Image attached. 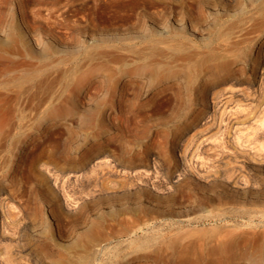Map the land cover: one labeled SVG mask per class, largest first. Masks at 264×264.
<instances>
[{
	"label": "rangeland",
	"instance_id": "obj_1",
	"mask_svg": "<svg viewBox=\"0 0 264 264\" xmlns=\"http://www.w3.org/2000/svg\"><path fill=\"white\" fill-rule=\"evenodd\" d=\"M0 83V264H264V0H0Z\"/></svg>",
	"mask_w": 264,
	"mask_h": 264
},
{
	"label": "bare ground",
	"instance_id": "obj_2",
	"mask_svg": "<svg viewBox=\"0 0 264 264\" xmlns=\"http://www.w3.org/2000/svg\"><path fill=\"white\" fill-rule=\"evenodd\" d=\"M2 48V47H1ZM38 77V75L37 74H32V75H28V76H24L23 77V80L22 81H33V80H35L36 78ZM261 77H262V75H261ZM3 84L5 83V82H3V81H1ZM228 85V84H227ZM5 86V85H4ZM0 87H3L2 85H1V83H0ZM237 87H239V86H237ZM260 90V89H259ZM264 98V97H263ZM262 99V98H261ZM259 100V99H258ZM261 102V101H260ZM259 102V103H260ZM226 110V109H225ZM237 110V109H236ZM8 111H10L9 110V108L7 109V107L5 108L4 106L3 107H1L0 106V120H2V119H6L7 118V114H9L8 113ZM223 111H224V109H223ZM232 111V110H231ZM225 112V111H224ZM246 112V111H245ZM244 113V112H243ZM263 113V112H262ZM226 114V113H225ZM241 114H242V112H241ZM238 115V114H237ZM264 115V114H263ZM239 116H240V113H239ZM251 116V115H250ZM230 117H231V115H230ZM235 117V116H234ZM246 117V116H245ZM245 117H244V119H245ZM233 118V117H232ZM238 119L237 120H239V119H241L242 117H237ZM244 119H242V120H244ZM234 120H236L235 118H234ZM230 126V125H229ZM231 127V126H230ZM229 127V128H230ZM251 127H253V126H251ZM250 127V128H251ZM256 127L257 126H255V129H256ZM262 127V126H261ZM222 128V127H221ZM249 128V129H250ZM264 128V127H263ZM246 129V128H245ZM252 129H254V128H252ZM261 129V128H260ZM229 130V129H228ZM251 130V129H250ZM256 130H254L253 132H255ZM225 132V131H224ZM235 133V132H234ZM228 134H229V132H228ZM200 176L201 177H213V180L214 181H218V182H216V183H220L221 185H225V186H227V185H230V186H236V185H238L239 184V182H240V177L238 176V175H236V174H234V173H232V172H228V171H225V172H221V171H219V170H216V169H214V170H212V169H207L206 170V174H200ZM241 183V182H240ZM226 231V230H225ZM228 232V231H227ZM226 233V232H225ZM226 234H228V233H226ZM226 234H223V236L222 237H224ZM225 237H228V235H226ZM224 237V239L223 240H220L219 241V243L216 245V246H213V247H211L210 248V250L211 251H214V250H220V251H224V248H225V246H226V244H227V242H226V238ZM200 241V240H199ZM199 244V243H198ZM202 245V244H201ZM207 246V245H206ZM200 247V246H199ZM103 249H104V251H106L107 250V247H104L103 246ZM101 259H99L97 262H99ZM86 263L87 264H89V262H87L86 261Z\"/></svg>",
	"mask_w": 264,
	"mask_h": 264
}]
</instances>
